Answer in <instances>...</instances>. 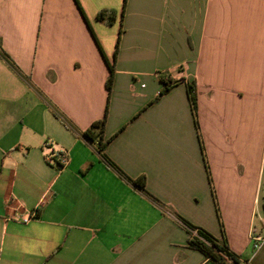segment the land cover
<instances>
[{"label": "crops", "instance_id": "1", "mask_svg": "<svg viewBox=\"0 0 264 264\" xmlns=\"http://www.w3.org/2000/svg\"><path fill=\"white\" fill-rule=\"evenodd\" d=\"M187 225L264 264V0H0V264H215Z\"/></svg>", "mask_w": 264, "mask_h": 264}, {"label": "trees", "instance_id": "2", "mask_svg": "<svg viewBox=\"0 0 264 264\" xmlns=\"http://www.w3.org/2000/svg\"><path fill=\"white\" fill-rule=\"evenodd\" d=\"M125 3V0H124ZM107 14V21L106 24L110 25L113 21V15L114 11H107V12H101L96 16V20H103V14ZM109 69V77L106 81V90L109 92L110 86H111V80H112V66L108 67ZM188 89V95L190 99V103L192 108L195 107V99H196V92L194 88L193 83L187 84ZM168 91V88L165 87L160 95L164 94ZM104 125H105V118H103L100 121L94 122L90 125L88 129H86L82 133V138L88 143V144H96L97 148L100 152L104 150L105 143L102 142L103 137V131H104ZM51 155V154H50ZM50 157V156H49ZM50 161H55L54 158L50 157ZM55 164V162H54ZM132 184L138 188L139 190H143L144 188V180L143 179H137L132 182ZM188 230H196V236H192L190 234L189 240H188V246L194 250H197L200 252L207 260L215 263V264H239L237 258L232 255L225 243L224 239L217 240L214 237L210 236L207 232L204 230L195 228L193 226L187 225Z\"/></svg>", "mask_w": 264, "mask_h": 264}, {"label": "built area", "instance_id": "3", "mask_svg": "<svg viewBox=\"0 0 264 264\" xmlns=\"http://www.w3.org/2000/svg\"><path fill=\"white\" fill-rule=\"evenodd\" d=\"M50 157L54 158V162L56 163V166L58 169H63L67 163H68V156L67 153L63 150H57V151H52ZM34 215L32 214H24L19 217V221L22 223H26L30 221ZM192 236H196V230H191L189 231ZM250 238L254 240L255 242H264V236L260 235H251ZM256 247V245H255Z\"/></svg>", "mask_w": 264, "mask_h": 264}]
</instances>
